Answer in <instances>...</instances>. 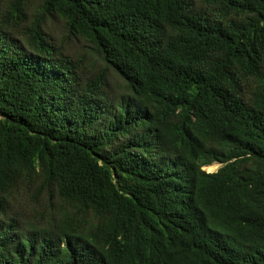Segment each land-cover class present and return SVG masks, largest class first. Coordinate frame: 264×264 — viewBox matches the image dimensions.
<instances>
[{
    "label": "trees",
    "instance_id": "1",
    "mask_svg": "<svg viewBox=\"0 0 264 264\" xmlns=\"http://www.w3.org/2000/svg\"><path fill=\"white\" fill-rule=\"evenodd\" d=\"M27 3L0 4V264H264V0Z\"/></svg>",
    "mask_w": 264,
    "mask_h": 264
},
{
    "label": "rangeland",
    "instance_id": "2",
    "mask_svg": "<svg viewBox=\"0 0 264 264\" xmlns=\"http://www.w3.org/2000/svg\"><path fill=\"white\" fill-rule=\"evenodd\" d=\"M9 0H0V4H7ZM28 12L31 14L37 4V0H28ZM47 31L51 36H54L58 43H62L64 46V51L70 55L74 56L75 59L79 60L81 58L82 64V74L83 75H95L102 71L104 67L99 59H95L92 56V51L90 48L84 45L82 42H76L67 40L65 37L64 23L60 19H54L48 21ZM56 41V42H57ZM61 45V46H62ZM111 75V73H110ZM110 87L113 90L119 89L121 87L119 81L115 77H109ZM1 118V117H0ZM223 164L214 163L211 166L204 168L207 172H216Z\"/></svg>",
    "mask_w": 264,
    "mask_h": 264
},
{
    "label": "bare ground",
    "instance_id": "3",
    "mask_svg": "<svg viewBox=\"0 0 264 264\" xmlns=\"http://www.w3.org/2000/svg\"><path fill=\"white\" fill-rule=\"evenodd\" d=\"M213 165V164H212ZM209 166H211V165H209Z\"/></svg>",
    "mask_w": 264,
    "mask_h": 264
}]
</instances>
